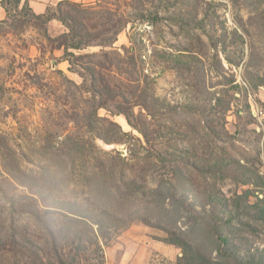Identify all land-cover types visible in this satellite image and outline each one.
Returning <instances> with one entry per match:
<instances>
[{
  "label": "rangeland",
  "instance_id": "1",
  "mask_svg": "<svg viewBox=\"0 0 264 264\" xmlns=\"http://www.w3.org/2000/svg\"><path fill=\"white\" fill-rule=\"evenodd\" d=\"M26 6L0 22V264H185L169 232L213 257L224 208L230 246L264 262V0L28 1L100 34L67 52L65 22ZM101 206L103 230L83 210Z\"/></svg>",
  "mask_w": 264,
  "mask_h": 264
},
{
  "label": "trees",
  "instance_id": "2",
  "mask_svg": "<svg viewBox=\"0 0 264 264\" xmlns=\"http://www.w3.org/2000/svg\"><path fill=\"white\" fill-rule=\"evenodd\" d=\"M20 2H21V0H0L1 6L4 7V9L6 10V18L1 20L0 22L7 21L9 19V17H11V9L16 11L19 7ZM24 3L27 5L26 6L27 9L29 11H31L30 14L34 18L43 17L47 20H50L51 18L56 17L58 20L65 22L66 27H67V31L61 33L59 36H57L53 39V41H55L57 43V47H60V48L62 47L65 50V52H67L68 48H80L81 46H87V45H90L92 42L99 40L101 38L99 33L90 31L85 26V24L80 19L76 18L73 14L60 13L58 16L55 14L49 15L47 13L46 14H43V13L42 14H36L28 6V0H24ZM69 56H72V54ZM68 60H70V58H68ZM86 70L88 71V73L90 74V76L92 78H95L94 74H95L96 70L94 67L87 66ZM97 95L101 100H104L105 93L98 91ZM107 98L109 100H113L112 98H110V95H108ZM136 99H137V101H135V103H133V104L139 105L141 107V110L144 109V110H146L147 113L153 112L152 111L153 109L148 107V102H150L149 100L158 101V98H156L154 96V94L148 93V91H143L141 95H136ZM102 102L104 103V101H102ZM136 102H138V103H136ZM100 104L101 103H97V105H100ZM119 108H121V109H118V112L124 114L125 117L127 118V120L130 122V124L134 128H136L144 136V138L148 142V139H147L148 138V135H147L148 131L145 128V124L135 114V112L133 111V107L130 106V104H129V106H127V107H125L123 105H119ZM150 114H152V113H150ZM224 164L226 165L225 162H224ZM25 176L27 178H29L27 180H30V178H31V181H23L22 179H20V180H22L20 182H24V183L31 182L33 184L37 182L32 175H29V176L25 175ZM105 176L108 178L107 180H105V179H103V181L100 179L97 180L98 186L99 185L103 186L102 182L104 185H106V182H107V184L109 183V179L111 177L107 173H105ZM37 185L40 187L39 184H37ZM72 204H74V203L69 202V201L68 202L62 201L59 208H62V209L64 208L66 211H69L72 214H80L81 216H83L82 211L80 209L73 208ZM26 207L29 209V213L31 215L36 216V217H40V214L38 213V209H35L32 203H27ZM103 207L104 206L95 207L96 209L100 208V210L97 212H95L94 210L88 209V207L83 208L84 212H86V215L88 216V219L90 218V220L93 223H95L98 226V228H100V230L101 229L103 230L104 225H103L102 219H98V214L107 215V217L113 216V215H111V212L107 208H105V207L103 208ZM222 210H224L226 212V214L231 213L230 216L227 217L228 219H230L232 217V211L230 209L224 208V209H221V211ZM47 211H48V209H47ZM211 211H210V213L215 217V223H213L212 225L217 228L215 230L212 228L211 233L209 232V239L211 240L212 244H214L213 246L216 250L215 256L211 257L210 254H207L201 246L200 247L198 245L193 246L192 243H190L188 240H186L182 236L175 234V232H172V233L169 232V235L166 238V240L168 242L177 244L179 247L182 248L184 263L185 264H264V262H262L260 260L256 261L253 258H244L238 252H236V250L232 246H230L231 243L228 241L227 236L222 234V231L219 230V225L225 224L228 221V219L221 222L220 221L221 217L218 216L214 212L215 210L211 209ZM198 214L199 215H197V217H200L205 221V216H204L205 214H201V213H198ZM61 216L68 217L67 213H61ZM112 222L113 223L115 222L114 224L116 225L117 220L112 221ZM115 225H111V226H115Z\"/></svg>",
  "mask_w": 264,
  "mask_h": 264
},
{
  "label": "crops",
  "instance_id": "3",
  "mask_svg": "<svg viewBox=\"0 0 264 264\" xmlns=\"http://www.w3.org/2000/svg\"><path fill=\"white\" fill-rule=\"evenodd\" d=\"M31 1V0H28ZM6 18V10L0 4V21Z\"/></svg>",
  "mask_w": 264,
  "mask_h": 264
},
{
  "label": "built area",
  "instance_id": "4",
  "mask_svg": "<svg viewBox=\"0 0 264 264\" xmlns=\"http://www.w3.org/2000/svg\"><path fill=\"white\" fill-rule=\"evenodd\" d=\"M256 115H257V113H256Z\"/></svg>",
  "mask_w": 264,
  "mask_h": 264
}]
</instances>
